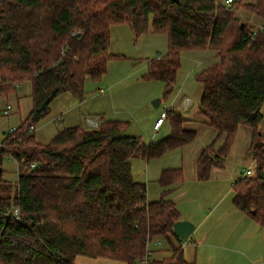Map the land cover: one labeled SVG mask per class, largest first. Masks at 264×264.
I'll use <instances>...</instances> for the list:
<instances>
[{
  "label": "trees",
  "instance_id": "trees-1",
  "mask_svg": "<svg viewBox=\"0 0 264 264\" xmlns=\"http://www.w3.org/2000/svg\"><path fill=\"white\" fill-rule=\"evenodd\" d=\"M234 10L264 25V0H235L230 8L225 0H0V99L9 101L30 82L33 102L0 143V264H75L77 256L138 264L147 257L148 237L166 239L171 248L169 258L153 264H196L171 239L180 240L173 230L182 220L175 203L149 202L131 165L135 157L157 158L196 140L181 113H167L171 134L150 145L124 136L127 125L119 121L66 128L47 145L31 132L48 120L57 98L83 100L85 81L101 79L120 59L109 46L111 28L121 25L137 37L167 35V54L150 61L142 77L164 82L167 90L184 52L215 54L197 76L204 87L199 110L217 131L198 156L197 176L209 180L215 167L224 166L239 128H250L255 169L232 185L233 202L264 229V142L258 141L264 32L251 38L253 27ZM7 158L19 165L15 184L4 180ZM183 179V170L170 169L160 184L167 189Z\"/></svg>",
  "mask_w": 264,
  "mask_h": 264
},
{
  "label": "rangeland",
  "instance_id": "rangeland-1",
  "mask_svg": "<svg viewBox=\"0 0 264 264\" xmlns=\"http://www.w3.org/2000/svg\"><path fill=\"white\" fill-rule=\"evenodd\" d=\"M256 2L243 0V4ZM167 52L168 37L165 34L150 31L137 37L128 25L112 27L109 53L120 56V59L108 64L107 73L101 79L85 81L84 106L77 107L82 100L71 94L57 98L51 105L47 122L57 114L63 120L51 123L45 121L37 125L36 139L47 145L65 127L81 126V119L86 116L124 122L127 125L124 136L137 137L145 145H150L153 137V143L157 144L171 134V127L167 123L155 136L154 125L162 113L174 109L186 118L184 128L197 133L196 140L157 158H133L131 165L134 180L147 186L149 202L161 198L174 202L182 219L197 227L189 238L177 240L171 237L176 246L180 245L181 240L190 243L184 248L188 261L196 260V264H264V229L236 209L232 192V185L244 176L245 171L255 169L253 154L248 152L252 143L251 129L240 127L224 166L215 167L209 180H199L196 166L198 156L214 141L217 131L206 124L199 110L204 87L197 81V76L213 63L210 58L213 52H184L181 68L170 90H167L164 82L142 79L147 73V64L165 56ZM31 93V83L25 82L9 101L0 100L1 111L7 105L12 107L8 116L0 112L1 132L7 133L17 128L25 120L33 106ZM185 98L192 102L187 111L183 108ZM158 100L160 105L157 107L154 103ZM261 114L263 119L259 128L263 134L258 141L264 142V108ZM220 145L221 141L217 146ZM170 169L183 170L184 179L183 183L166 189L161 186L160 179ZM3 171L5 181L12 184L17 182L19 167L14 159L7 158L4 161ZM154 240L158 244L152 243L150 250H164L165 254L153 256L151 260L169 258L171 248L168 241L160 238ZM75 264L124 263L77 256Z\"/></svg>",
  "mask_w": 264,
  "mask_h": 264
},
{
  "label": "built area",
  "instance_id": "built-area-1",
  "mask_svg": "<svg viewBox=\"0 0 264 264\" xmlns=\"http://www.w3.org/2000/svg\"><path fill=\"white\" fill-rule=\"evenodd\" d=\"M235 0H225V5L226 7L230 8L232 7V4L234 3ZM236 12V10H234ZM236 14L240 17V18H243L244 20H246L250 25L253 26V31H252V34H251V38H254L257 34L259 33H263L264 32V25L255 21L254 19H248L246 16L240 14L239 12H236ZM191 100L188 99V98H185L184 101H183V108H184V111H187L190 109L191 107ZM172 110V109H171ZM169 110V111H171ZM12 111V107L10 105H7L5 109H3L1 112L4 116H8L10 114V112ZM165 112V113H162L161 117L157 120V122L155 123L154 125V135L156 136L157 134H159L162 126L165 124L166 122V117H167V113L169 112ZM85 125L87 128L89 129H97L99 127V121L95 118H90V117H87L85 119ZM15 129H12L10 130L8 133H12ZM37 130V127L33 126L31 127V132H36ZM151 142H153V137L150 139ZM1 143V141H0ZM12 159V158H11ZM33 166H35V164H33ZM19 167V165H18ZM253 175V171L251 169H248L245 171V174L243 177H249ZM15 213L18 215L19 213V210L18 209H15ZM152 243L154 244H158L155 240L151 239L148 237V240H147V250H148V254H147V257H145L140 263L138 264H153L151 258H150V254H151V250H150V247L152 245ZM180 246L184 249L187 245H189L190 243L189 242H186L184 240H181L180 241Z\"/></svg>",
  "mask_w": 264,
  "mask_h": 264
},
{
  "label": "water",
  "instance_id": "water-1",
  "mask_svg": "<svg viewBox=\"0 0 264 264\" xmlns=\"http://www.w3.org/2000/svg\"><path fill=\"white\" fill-rule=\"evenodd\" d=\"M244 26V24L241 25L242 28ZM154 104L158 107L160 105V101L158 100ZM195 229L196 226L192 222L187 220H180L176 222L173 227L174 233L179 239L189 238L194 233Z\"/></svg>",
  "mask_w": 264,
  "mask_h": 264
},
{
  "label": "crops",
  "instance_id": "crops-1",
  "mask_svg": "<svg viewBox=\"0 0 264 264\" xmlns=\"http://www.w3.org/2000/svg\"><path fill=\"white\" fill-rule=\"evenodd\" d=\"M211 60H213V59H215L216 57H215V54L214 53H212L211 54ZM103 92V91H102ZM95 99V98H94ZM1 100V99H0ZM85 99L84 100H82L80 103H79V105L77 106V107H81V106H84L85 105ZM53 104V103H52ZM190 110V109H189ZM0 112H1V110H0ZM66 112V111H65ZM87 117L85 116L84 117V119H81V126H84V124H85V119H86ZM91 118V117H90ZM97 118V117H96ZM54 120H58V121H61V120H63V118H60V115L59 114H57V116L55 117V118H53V119H51L50 121H46V123H51V122H54ZM98 121H99V123L102 121V119L99 117L98 118ZM72 122H74V119H72ZM167 124V122H165V124L162 126V128L165 126ZM76 126V125H75ZM75 126H71V127H68V128H72V127H75ZM79 126V125H78ZM86 126V125H85ZM67 127H65L64 129H66ZM161 128V129H162ZM62 131V130H61ZM252 132V131H251ZM7 133L4 131V132H1V130H0V141L5 137V135H6ZM183 220V219H182ZM197 228V227H196ZM196 230V229H195ZM195 232V231H194ZM162 254H165V252H164V250H152L151 251V254H150V258L152 259V257L153 256H158V255H162ZM161 259H165V257L164 258H160V259H156V260H161ZM248 259V258H247ZM195 262H196V260H195Z\"/></svg>",
  "mask_w": 264,
  "mask_h": 264
}]
</instances>
